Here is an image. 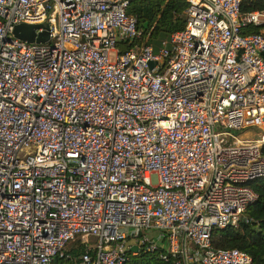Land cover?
<instances>
[{
  "label": "built area",
  "instance_id": "built-area-1",
  "mask_svg": "<svg viewBox=\"0 0 264 264\" xmlns=\"http://www.w3.org/2000/svg\"><path fill=\"white\" fill-rule=\"evenodd\" d=\"M132 1L0 0V264H254L214 235L264 178V10L186 0L157 51L124 50Z\"/></svg>",
  "mask_w": 264,
  "mask_h": 264
},
{
  "label": "trees",
  "instance_id": "trees-1",
  "mask_svg": "<svg viewBox=\"0 0 264 264\" xmlns=\"http://www.w3.org/2000/svg\"><path fill=\"white\" fill-rule=\"evenodd\" d=\"M187 7L186 0H133L128 12L137 18L138 28L142 34L133 43H122L121 49L127 50L135 45L146 44L152 45L157 51L174 31L185 27ZM253 10H264V0L243 1L242 12ZM263 28L264 24L252 26L246 31L260 32ZM249 184L259 195L258 200L245 211V216L250 221L242 220L237 225L217 230L214 235V246L244 250L253 257L254 264H264V178L253 180ZM85 249L82 239L77 237L68 244L67 253L78 256ZM160 255V251L141 252L133 256L127 264H173L172 257L165 261Z\"/></svg>",
  "mask_w": 264,
  "mask_h": 264
},
{
  "label": "water",
  "instance_id": "water-1",
  "mask_svg": "<svg viewBox=\"0 0 264 264\" xmlns=\"http://www.w3.org/2000/svg\"><path fill=\"white\" fill-rule=\"evenodd\" d=\"M43 29L41 32H37V29ZM14 34L20 39L26 40L28 42H48L50 40V30L49 24H28L20 23L16 24L14 27ZM137 247L134 246L131 248V251H136ZM58 261V258H55V262Z\"/></svg>",
  "mask_w": 264,
  "mask_h": 264
},
{
  "label": "rangeland",
  "instance_id": "rangeland-1",
  "mask_svg": "<svg viewBox=\"0 0 264 264\" xmlns=\"http://www.w3.org/2000/svg\"><path fill=\"white\" fill-rule=\"evenodd\" d=\"M237 134H240V132H238ZM249 136H252V134L251 135H249ZM94 244V242L92 241V245Z\"/></svg>",
  "mask_w": 264,
  "mask_h": 264
}]
</instances>
